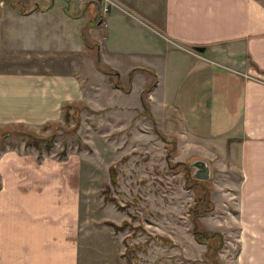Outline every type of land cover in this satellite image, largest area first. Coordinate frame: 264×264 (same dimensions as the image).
Segmentation results:
<instances>
[{
	"label": "crops",
	"instance_id": "crops-1",
	"mask_svg": "<svg viewBox=\"0 0 264 264\" xmlns=\"http://www.w3.org/2000/svg\"><path fill=\"white\" fill-rule=\"evenodd\" d=\"M0 2V131L59 122L65 103L114 118L138 114L150 76L136 70L129 90L121 87L131 69L152 71L148 110L157 129L174 138L175 157L204 158L213 182L237 176L212 188L226 200L212 209L234 208L235 264H264V0H45L48 8L28 13ZM96 51L100 65L117 72L118 86L95 67ZM139 81L138 100L120 101ZM3 145L0 264H86L95 251L108 264L89 241L95 232L102 249L97 229L108 238L111 231L95 225L85 233L80 223L79 171L50 152L37 157L23 141L21 148ZM113 261L124 264L117 245Z\"/></svg>",
	"mask_w": 264,
	"mask_h": 264
},
{
	"label": "rangeland",
	"instance_id": "rangeland-1",
	"mask_svg": "<svg viewBox=\"0 0 264 264\" xmlns=\"http://www.w3.org/2000/svg\"><path fill=\"white\" fill-rule=\"evenodd\" d=\"M33 2L29 0L22 4L32 7ZM36 2L47 4L45 0ZM84 4L85 8L89 7L86 2ZM5 5L16 9L18 7L7 3ZM102 6L101 8L105 5ZM0 7L5 8L4 2H0ZM102 34L103 29L100 31V35ZM145 58L149 60L148 57ZM149 62H153V57ZM139 86L140 81L135 83V89L130 95L122 97L120 101L131 104L135 99L138 100ZM79 106V122L74 132L68 130L73 125V120L68 123L62 120L55 122V127L50 126L46 130L38 128L33 131L14 126L0 131V147L7 144L21 148L26 133L42 138H48L54 133L50 156L57 161L63 158L67 165L79 171V216L80 223H84L85 233L98 225L106 227L114 236L108 238L98 228L97 235L102 242V249L97 248L99 244H94L97 240L95 232L89 241L92 250L98 249L100 254L105 253L110 260L108 264H115V245L118 247V263L124 261L122 253L128 245L135 250V264H207L203 256L204 244L197 242L191 233V215L188 212L195 199L194 187L187 186L188 180L195 179L191 175L189 163L199 157H175L176 144L170 149L153 132L151 125L148 126L147 121L141 120V111L136 114L129 110L118 114L119 118H114V114L89 110L80 103ZM36 150H40L38 153L43 152V143ZM62 150L64 155L60 156L59 152ZM166 151L171 157H166ZM175 162L181 163L176 170L177 166L170 167ZM109 165H114V184L109 178ZM209 166L211 192H208V196L218 207L221 201L226 200L218 196L219 190L212 191L213 183L219 187L234 184L237 176L226 173L217 176L213 182L215 173L210 163ZM228 192L230 191L225 196H229ZM228 206V214L220 209H211L205 215L198 216L199 228L217 231L222 235V244L217 254L219 264H235L236 227L230 225L236 215L232 204ZM124 221L125 226L116 231L108 224L112 222L120 225ZM85 244L87 246V241ZM87 254L89 257V251ZM89 258L86 259V264H103L96 251L94 259L91 261Z\"/></svg>",
	"mask_w": 264,
	"mask_h": 264
},
{
	"label": "trees",
	"instance_id": "trees-1",
	"mask_svg": "<svg viewBox=\"0 0 264 264\" xmlns=\"http://www.w3.org/2000/svg\"><path fill=\"white\" fill-rule=\"evenodd\" d=\"M5 3H7V5L9 6H14L17 5V9L20 13H28L32 10H43L45 8H48V6L50 5V3H47L45 5L42 6H32L30 8H26L24 6V4H22V2L20 0H5ZM84 44L88 47H90L89 45V41L84 38V35L81 33L80 34ZM95 45V43H93ZM95 67L101 71L103 74L106 75L107 79L109 82H111L112 85L114 86H118L119 84L117 83L118 80L114 77H112V75H114L115 77L117 76V72L109 67H102L99 63V58H98V53L97 51L95 52V56H94V61H93ZM136 70H140L143 73H146L150 76V80L149 82L145 85V87L140 91L139 93V101H140V105H141V113L143 115H145L151 123V128L153 130V132L164 142H166L167 146L170 147V149L172 147L175 146V140L173 137L167 136L164 133L159 132V130L157 129L155 122L152 118V115L150 114V111L148 110V105L146 103V96L147 93L149 92V90L151 89V87L154 85L155 81H156V77L155 74L152 71H148L146 69H136L133 68L131 69L126 76V86L125 87H121V89L123 91H128L130 88V79H131V75L134 71ZM83 105V104H82ZM84 106V105H83ZM85 108H87L85 106ZM80 109V106L78 103H65L62 106V121L64 123H68L70 120H73V125L68 129L69 132H74L77 127H78V122H79V118H78V111ZM50 126H56V124H44L40 127L41 130H46V128H49ZM26 139L24 140L23 146L24 147H34L36 149L39 150L40 148V143H43V150L45 152H49V150L52 147V139L54 136V133H51V135L48 138H42V137H37L32 135V133H26ZM40 152V150L38 151ZM40 155V153H38L37 157ZM60 156L64 155V150H62L61 152H59ZM173 156V155H172ZM166 157L169 158L171 157V154L169 152L166 151ZM181 163H173L170 164V167H176L174 170H176L177 168H179ZM108 170H109V178L111 183H115V173L113 172V168L114 165H109L108 166ZM187 186L189 187H194V193H195V199H194V203L191 204L189 206L188 212L191 215L190 219V230L191 233L193 235V238L199 242L204 244L205 250L203 252V256H204V260L206 261L207 264H219L218 263V259H217V254L218 251L220 249V246L222 244V235L217 232V231H206L204 229H202L201 227L199 228V224H198V216H203L205 215L207 212H209L212 209L213 206V202L210 199V197L208 196V192L210 191L211 188V182L209 180H198V179H190V181L188 180ZM108 224L113 228V230H118L119 228L125 226V221L120 223V225H116L112 222H108ZM123 256H124V264H135L136 262V254H135V250L133 247H130L128 245H126L124 247L123 250Z\"/></svg>",
	"mask_w": 264,
	"mask_h": 264
},
{
	"label": "water",
	"instance_id": "water-1",
	"mask_svg": "<svg viewBox=\"0 0 264 264\" xmlns=\"http://www.w3.org/2000/svg\"><path fill=\"white\" fill-rule=\"evenodd\" d=\"M193 49L197 52H202L204 50V47L195 46L193 47ZM189 166L191 168V175L193 178L199 180L211 179V169L208 161L204 158H197L192 160V162L189 163Z\"/></svg>",
	"mask_w": 264,
	"mask_h": 264
},
{
	"label": "built area",
	"instance_id": "built-area-1",
	"mask_svg": "<svg viewBox=\"0 0 264 264\" xmlns=\"http://www.w3.org/2000/svg\"><path fill=\"white\" fill-rule=\"evenodd\" d=\"M102 10H103V12H106V11H107V6H104V7L102 8Z\"/></svg>",
	"mask_w": 264,
	"mask_h": 264
}]
</instances>
